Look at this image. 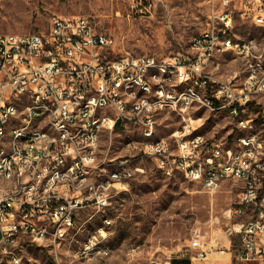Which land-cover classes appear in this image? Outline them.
I'll use <instances>...</instances> for the list:
<instances>
[{"label": "built area", "instance_id": "2783aa9c", "mask_svg": "<svg viewBox=\"0 0 264 264\" xmlns=\"http://www.w3.org/2000/svg\"><path fill=\"white\" fill-rule=\"evenodd\" d=\"M136 13H152L166 0H133ZM209 4L208 27L194 37L190 54L156 57L154 55H116L113 35L98 27L85 14L54 16L47 31L0 34V134L1 123L7 117L23 118L34 113L40 129L31 140H21L20 151H13V159L6 166L18 170L19 179L12 187L0 188V251L7 262L21 261L24 243H37V224L52 221L55 239L65 233V227L75 224L80 209L109 207L112 190L117 183L131 180L135 175L128 157L134 152L152 158L166 176L180 173L187 180L199 183L212 193L222 182L240 183L236 205L229 212L236 217L252 214L245 221H236L226 230L228 247L211 251L228 254L239 261L264 264V139L252 118L244 117L250 107L257 106V114L264 127V66L251 65V58H264L261 46L246 42L243 46L229 44V26L238 18L250 19L264 27V0H206ZM216 29H224L229 53L246 60V76L215 80L214 73L203 68L209 46L215 44ZM165 62H176L179 80L192 78L191 87H199L201 96H178L172 92L170 72ZM149 63L163 66V77L142 78L141 70ZM137 76L146 84L144 99H137L134 113L120 101L119 81ZM191 87L187 88L190 89ZM174 98L175 112L180 124L169 137H158L151 144L133 142L124 148L128 155L116 160L112 169L100 168L99 149L93 146V125L101 119V111H109L111 122L107 132L118 125L133 124L146 131L157 132L159 110H166L162 97ZM177 97H185V105L177 106ZM27 102H49V110L33 112ZM79 103H88L82 117H75ZM227 105V113L237 119L243 139H236L229 147L226 142L194 138L195 118L192 109ZM57 120V128H48L42 115ZM88 115H96V122H88ZM61 126H88L87 134L61 133ZM5 149L0 143V150ZM74 171H81L79 182H72ZM98 174H108V181L98 182ZM106 186V193H99ZM111 223V222H110ZM110 223L95 234L86 250L78 258L110 264L111 250L92 251V244L106 240ZM200 228H196L189 247L197 249L198 258L207 259L209 245ZM236 238L240 247L231 251ZM39 245V244H38ZM160 264V263H155Z\"/></svg>", "mask_w": 264, "mask_h": 264}, {"label": "rangeland", "instance_id": "374dc122", "mask_svg": "<svg viewBox=\"0 0 264 264\" xmlns=\"http://www.w3.org/2000/svg\"><path fill=\"white\" fill-rule=\"evenodd\" d=\"M133 4V0H0V34L44 32L54 16L85 14L92 17L99 28L114 36L116 55L162 57L190 54V41L210 22V7L206 0H166L144 16L136 13ZM233 30L235 39L254 38L264 51V27L255 25L250 19L238 18ZM220 59L221 63L215 62V69L211 71L217 78L226 80L237 76L241 80L246 76V60L231 53ZM168 112H171L168 117L158 121V137H169L180 124L175 111ZM257 112V106H251L244 117L253 119L264 139V127ZM194 118L197 132L222 140L229 147L244 132L238 127L237 119L226 111L211 112L204 108ZM128 140H142V130L129 124L104 132L99 149L101 159L119 160L127 156L124 144ZM130 157L135 175L112 190L109 207L80 209L75 224L65 236L55 240L56 250L42 246L51 245V241L39 245L24 243L21 261L17 264H83L76 256L89 237L104 227L106 220L111 223L107 227L106 240L101 243L110 247V264H177V259H189L191 264H257L234 257L226 259L227 254L211 251L228 247L227 228L252 216L229 214L241 191L237 181L226 180L210 193L178 172L172 176L164 175L152 158L142 156L140 152H134ZM114 166L103 163L102 169ZM196 228L201 229L209 245L218 243L207 249L209 254L205 260L194 259L198 258L199 250L189 247ZM66 243L69 245L61 249ZM239 247V241L234 238L231 251ZM3 264L14 263L5 260Z\"/></svg>", "mask_w": 264, "mask_h": 264}, {"label": "bare ground", "instance_id": "6f19581e", "mask_svg": "<svg viewBox=\"0 0 264 264\" xmlns=\"http://www.w3.org/2000/svg\"><path fill=\"white\" fill-rule=\"evenodd\" d=\"M235 24V23H234ZM234 25L229 26V34L233 35ZM246 42H254V45L261 46L260 43L254 39H244L239 40L234 37H229V44H234V46H243ZM190 46H194V37L190 41ZM229 53V48H227V35L224 33V29H216L215 31V44L209 46L208 57H213V62L218 55H224ZM210 58H203V68L208 70L211 64ZM251 65L254 66H264V58H251ZM165 69L170 72V81L176 82L172 85V92H177L178 96H201V89L199 87L192 86V78H181L179 80V68L176 62H165ZM163 77V66L159 63H149L146 69L141 70L142 78ZM215 80H223L214 76ZM191 87L190 89H187ZM119 92L121 103L127 106V113H134V108L137 106V99H144L146 92V84L138 81L137 76H130L120 79L119 81ZM137 99H136V97ZM162 104L167 107V110L175 111L174 98L170 96L162 97ZM185 105V97H177V106ZM27 109L33 112H40L41 110H49V102H27ZM210 110L209 108H206ZM82 110H88V103H79V109H75V117H82ZM164 110H159V115ZM212 111H226L227 105H219L212 108ZM101 119L98 123L93 125V146L94 148H100V141L104 132L108 131L111 115L109 111H101ZM26 120H33L31 123L23 122V118L18 117H7L1 123V134L0 143L4 144L5 149L0 150V188L12 187L16 180L19 179L18 170H10L7 174L6 166L8 161L13 159V151H20L21 140H31L36 136V132L40 129V120H34V113H26ZM42 122L48 125V128H57V120L54 116L50 114L42 115ZM88 122H96V115H88ZM142 130V140L137 141L143 144H151L152 142L158 141L157 132ZM175 129L170 133L172 135ZM61 133L70 134H87L88 126H61ZM194 138H204V135L194 133ZM237 139H243V134ZM136 140H128L125 142L124 146L131 145ZM105 163L100 159V168L102 164ZM110 165H115L116 160L112 163L109 161ZM128 164H132V157H128ZM108 169V168H106ZM112 169V168H111ZM81 178V171H74L72 175V182H79ZM108 181V174H98V182ZM99 193H106V186H99ZM105 208L101 207L100 209ZM99 209V210H100ZM105 223H110V220H106ZM65 227V233H61L56 237V239H61L69 228ZM47 229L46 234H37V241L39 244L51 241V237L55 236V228H52L51 220H44V223L37 224V233H44ZM104 229L101 227L96 234ZM96 232V231H95ZM93 234L89 239L83 244L82 250H86V246L90 241L93 240ZM55 239V240H56ZM110 250V247L103 246L101 240H98V244H92V251H103ZM7 258L4 257L3 253L0 251V264H3ZM18 262H10L17 264Z\"/></svg>", "mask_w": 264, "mask_h": 264}, {"label": "crops", "instance_id": "0c3cea01", "mask_svg": "<svg viewBox=\"0 0 264 264\" xmlns=\"http://www.w3.org/2000/svg\"><path fill=\"white\" fill-rule=\"evenodd\" d=\"M220 57H222V55H219V56H217L216 58H215V60H214V62H213V65H214V63L216 62H218V61H220L221 59H220ZM220 63H221V61H220ZM212 65V63L210 64V66H209V72H211V71H213L215 68H214V66ZM216 77V76H215ZM201 109H204V108H201ZM201 109H198L197 107H195V108H193L192 109V114H193V117H194V115L197 113V112H199ZM168 111H170V110H168ZM165 111H163V112H161L160 113V115H159V119L160 118H165V117H168V115L170 114V113H164ZM159 121V120H158ZM174 130V129H173ZM172 130V131H173ZM171 131V132H172ZM195 132L196 133H199V134H202V133H200V132H197L196 131V128H195ZM202 135H204V134H202ZM157 136H158V134H157ZM206 136V135H205ZM207 137V136H206ZM207 138H209V137H207ZM222 141V140H221ZM100 143H101V141H100ZM101 161H103V162H105V164H108V165H110V163H109V161H112V163L115 161V160H112V159H108V161H107V159H101ZM125 183H127V182H125ZM239 183V182H238ZM118 184V183H117ZM240 184V183H239ZM117 186V185H116ZM230 214V213H229ZM234 215V214H233ZM235 216V215H234ZM236 217V216H235ZM75 231H77L76 229H75ZM74 230H73V233L75 232ZM70 243V242H69ZM69 244L68 243H66L65 245H63L62 246V248L61 249H63V248H65V247H67ZM76 258L77 259H79L77 256H76ZM110 259V258H109ZM194 259H196V258H194ZM226 259H232V257H230V255H228L227 254V257H226ZM82 261V263L83 264H98V261L97 260H84V259H81ZM110 262V261H109Z\"/></svg>", "mask_w": 264, "mask_h": 264}, {"label": "trees", "instance_id": "16d2710c", "mask_svg": "<svg viewBox=\"0 0 264 264\" xmlns=\"http://www.w3.org/2000/svg\"><path fill=\"white\" fill-rule=\"evenodd\" d=\"M175 263H177V264H191L189 259H177V260H175Z\"/></svg>", "mask_w": 264, "mask_h": 264}]
</instances>
